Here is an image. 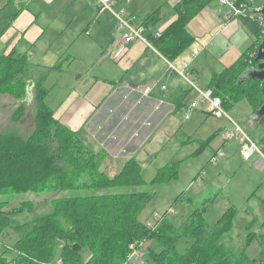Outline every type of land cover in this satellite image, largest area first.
<instances>
[{
  "label": "rangeland",
  "instance_id": "1",
  "mask_svg": "<svg viewBox=\"0 0 264 264\" xmlns=\"http://www.w3.org/2000/svg\"><path fill=\"white\" fill-rule=\"evenodd\" d=\"M25 1L32 0H14L5 9L6 0H0V17L5 20L6 26L10 22L22 23L23 17L19 15L21 11L20 5L23 7V4L26 3ZM86 1L88 0H49L50 4L45 5V7L42 6L39 0H33V6L31 2L29 3L30 8L36 11L39 16V20L36 22L37 27L35 28L39 27L43 31V35L32 48V58L28 59L26 57L30 64L22 75L26 83L29 79L35 83L41 80V77L43 78V85L41 84V86L48 90L44 101L53 110L55 118L58 119L68 108L69 104L76 99V94H83L96 104L106 97L110 89V83L103 79H101L102 81H96L94 78V76H99L102 73L100 69L101 65L103 66V63H98L94 60V56L96 57L98 41L104 53L106 55L110 54L107 47L112 45L114 38L118 35L115 30L116 26H114L116 21L113 13L108 10L102 14L105 19L100 21L93 20L97 16L96 5L98 6V4L96 0H90L89 6L84 8L83 4ZM112 1L114 2L112 8L115 12L120 13L122 11L121 16L124 18L136 16L139 21L157 8L162 17L153 27L161 28L158 25L166 23L173 17L172 6L180 0ZM19 2H23V4L19 5ZM250 4V12L254 13L255 8L259 4H264V0H250ZM15 12L18 13L16 18L12 16ZM85 19L88 20L84 21ZM4 20L3 23L5 24ZM111 20L113 21V27L110 23ZM239 22L245 26L241 19H239ZM0 23H2L1 19ZM86 23H88L87 29L90 35L82 34L79 38H72L74 32L81 31ZM98 25L106 29L104 34L94 30V28H98ZM187 28L195 36V42L192 45L199 50L202 49V44L208 42L212 37L210 34H205L203 37L197 36L195 28H200L196 26L194 21L193 25ZM214 30L210 31V33H213ZM244 32L238 30L233 41L231 39L227 40L222 35L218 36L209 48L201 51L194 58L189 55L192 49L190 47L182 53L181 56L191 60L193 67L196 66L197 69L198 66L200 67L196 78L192 72L190 76L196 86L206 91L212 71L217 72L221 69L219 61L212 56V48L215 49L218 46L220 50H226L231 48L236 40H243L247 37L246 39L248 40H245V47H243L241 53L249 51L252 53L251 56L255 54L257 50L255 45L256 37L248 29ZM29 33L32 34L33 30H30ZM106 34L107 38L105 37ZM62 45L66 48L68 47L66 55L76 53L77 58L74 60L68 57L61 59L60 65L64 74L59 76L58 69L50 68V66L58 61L56 49ZM5 51L6 42L0 34V54ZM106 60H108V66H110L111 70L118 72L119 69L111 55L106 56ZM74 71L80 73L81 78L79 80L75 78ZM102 75H105V73H102ZM111 77L116 76L113 74ZM11 82L6 80L0 83V132L11 130L23 137H27L36 128V90L32 85L31 94L19 97L6 90V88H10ZM181 82L182 86L186 88L187 83ZM144 85L141 87L143 88ZM188 90L190 91L186 102H188L187 105H191L198 96L193 88H188ZM20 105H23L25 109L24 114L20 121H13L12 115ZM177 107L179 108L178 103L176 104ZM229 107L226 110L229 117L238 122L245 133L252 139L264 142V138H262L264 136V120L259 123L261 125L249 124V118L252 114V107L249 102L246 99H241L229 103ZM206 110L207 104L201 102L198 107L189 110V118L184 117L185 112H177L157 130L151 140L150 148L145 150L147 153H150L151 150L152 154L140 155L139 163L141 164L145 180L143 185L129 188L110 187L99 191L120 192L134 190L154 192L153 196L145 204L141 217L146 218L148 216L151 219L154 213H159L165 216L175 227H182L195 210L203 211L207 226L212 227L225 211L233 207L236 210L233 228L228 235L223 237V242L235 252L242 250L247 252V256L255 258V264H259L262 258L260 256V240L255 238L256 240L246 246L244 245V239L247 233L246 226L252 217H256L258 221L253 225L251 231L255 232L256 235L264 233V227L262 226L264 221V166L256 167L252 165V159L244 160L240 154L241 144L240 153L234 151L236 146L239 147L237 141L232 139L225 141L223 139L225 130L221 134L223 126H226L227 130L231 126L230 122L225 117H213L207 114ZM78 134L81 136L80 133ZM81 138L83 139L82 136ZM51 141L53 146L57 144L53 140ZM83 142L90 147V144L86 143L84 139ZM222 145H225V148H221ZM219 149L222 150L224 155L221 157L217 156L216 161H211V158ZM101 151L104 153V159L101 161L99 169L103 170L109 177H113L128 159L124 161H122L124 158L120 159L122 150L118 151V145L114 143L111 144L110 149L105 148L95 152L101 153ZM106 151H109V153ZM254 155L256 156V154ZM261 159L264 163V158L261 157ZM172 161L177 164L176 176L163 184H151L150 181L155 176L158 168ZM69 163L71 164V162ZM87 176L88 173L86 172L85 174L83 172L80 173L75 178L76 184L87 182ZM75 186L78 185H68L66 188L54 187L41 191H28L14 195L11 193L1 194L0 201H5L3 210H14L15 212L10 216L13 220L11 225L0 230V253L5 249H10L9 247L15 244L22 233L14 229L15 224H23L40 215L51 212L54 207V200L57 198L86 195L92 191L76 188ZM253 192H255L254 195L252 194ZM188 245L189 241L182 239L177 244V250L184 252ZM160 249L161 245L157 240H144L137 250V256L129 258L124 264H151L148 257L149 250L159 251ZM12 256L10 252L9 257L11 258Z\"/></svg>",
  "mask_w": 264,
  "mask_h": 264
},
{
  "label": "trees",
  "instance_id": "2",
  "mask_svg": "<svg viewBox=\"0 0 264 264\" xmlns=\"http://www.w3.org/2000/svg\"><path fill=\"white\" fill-rule=\"evenodd\" d=\"M13 1L6 0L5 5ZM212 1H178L172 7L175 19L161 28L153 27L160 19L157 8L140 23L149 30H161L157 39L152 34L147 35L165 58L174 61L195 41L187 24ZM236 2L246 4L248 14L238 18L256 37L258 47L263 36L258 14L250 12V0ZM251 54L249 51L241 53L231 65L213 72L209 79L208 88L214 96L221 98L225 110L230 108L229 103L246 99L254 113L264 103L262 81L243 78L247 71L258 68L261 63L256 59V52ZM29 64L26 56L15 50L0 54V83L13 81L6 90L19 97L29 95L30 79L26 83L22 75ZM42 81V77L38 82L32 81L37 101L33 133L23 137L11 130L0 132V195L66 188L68 185L92 191L86 195L57 198L51 212L15 224L14 229L22 233L10 249L0 253V264H124L147 239H155L161 245L159 251L149 250L151 264H255V258L248 257L247 252H235L223 242V237L233 228L236 214L233 207L225 211L212 227L207 226L203 211L195 210L182 227H175L163 217L152 229L147 224L150 217L142 218L141 213L154 192H100L110 187L143 185L141 164L130 158L113 177L100 170L104 153H96L84 144L79 132L54 117L53 110L44 101L48 90L41 86ZM24 110L20 105L12 120L20 121ZM263 120L264 116L258 123ZM49 138L57 146H53ZM176 165L172 161L158 168L150 183L159 185L175 177ZM82 172L88 173V181L76 184L75 178ZM4 205L5 201H0V230L11 225L10 216L15 212L4 211ZM257 221L252 217L248 222L244 245L259 239L262 257L259 264H264V233L256 235L251 231ZM182 239L188 240L189 245L184 252H179L177 244Z\"/></svg>",
  "mask_w": 264,
  "mask_h": 264
},
{
  "label": "crops",
  "instance_id": "3",
  "mask_svg": "<svg viewBox=\"0 0 264 264\" xmlns=\"http://www.w3.org/2000/svg\"><path fill=\"white\" fill-rule=\"evenodd\" d=\"M39 1L42 3L43 7L50 4L49 0ZM30 2L33 6V0L28 1L25 4L19 2V5L23 4V7L20 5L21 11L19 13V15H22L23 17L21 24L10 22L6 26L7 23L5 20L0 17L2 20V23H0V34L2 39L6 42V51L2 54H7L10 51L15 50V52L25 55L28 59L32 58V48L43 35V31H41L39 27L35 28L37 27L36 22L39 20V16L36 11L30 8ZM89 2L90 0L83 4L84 8L89 6ZM8 5L4 6L5 9H7L6 6ZM96 8L97 16L94 17L93 20L100 21L105 19L102 14L105 13L106 10H102L97 5ZM227 11V8L220 7L217 1L214 0L187 24V27H190L193 25V21L196 22V26L200 29L195 28V32L199 37H203L205 34H210L212 36L208 42L202 44V49L199 50V53L206 48H209L214 39L220 35L227 40L231 39L233 41L238 30H242L243 32L247 30V28L239 22V18H230ZM17 12L12 14L13 17L15 16L14 18L18 17ZM160 17H162V14H160ZM175 17L176 14L174 12L173 17H171L169 21L162 23L160 26L158 25V27L166 26L169 22L175 19ZM3 20L5 24L3 23ZM87 20L88 19H85L84 21ZM110 23L113 27L112 20ZM9 25L11 26L9 27ZM87 26L88 23L82 27L81 31L74 32L72 38H79L82 34L90 35ZM213 29H215L214 32L210 33ZM30 30H33L32 34L29 33ZM94 30L104 34L106 29L101 28V26L98 25V28H94ZM105 37L107 38V34ZM246 38L243 40H236L235 43H233V46L226 50H220L218 46L215 48L217 51L212 48V56L219 61L221 66V69H219L220 71L239 56L243 47H245V40H248ZM121 44V38L117 35V37L114 38L112 45L107 47L109 50L108 53H110H107L108 55L104 53L103 48H100L101 45H99V41L97 43L98 46H96L97 51L94 60L98 63H103L100 70L102 73H105V75L100 73L99 76H94V78L96 81H102L101 79H103L110 83V89L106 97L100 102L94 104L91 99L83 94H76V99L69 104L68 108H66L61 114L59 119H56L73 131L79 132L86 143L88 142L90 144L92 150L100 151L105 148L110 149L111 144L114 143L115 145H118V151L122 150V154L120 155L121 160L124 158L122 161L135 158L139 162L140 155L152 154L151 150L150 153H147L145 150L150 148L151 140L157 133V130L168 122L177 112H184L188 103L186 100L189 95L190 90H188V88L190 89V86H188L183 79L179 78L174 73L169 72L165 61L152 53L140 41H134L124 45L122 53L117 57H114L115 52ZM194 47L197 48L193 45L190 48ZM65 48L66 47L62 45L56 49L58 61L50 66V68L58 69L59 76L64 74L63 68L60 65L61 59L68 57L74 60L77 58V55H75L76 53L66 55L68 47ZM109 55L114 59L116 66L119 69L118 72L112 71L110 66H108L106 56ZM181 58L186 59V57L180 56L176 60ZM190 68L192 69V74L195 75L196 78L200 67L198 66L197 69L196 66L193 67L190 64ZM73 73H75L76 79L79 80L81 78L78 71H74ZM113 74L116 77H111ZM181 81H183L188 88H184ZM142 85H144L143 88L141 87ZM162 86H165L166 88L162 89ZM147 87L151 88V90L148 94H144V89ZM184 93L186 95H184ZM181 102L184 103L181 105ZM177 103L179 104V109L176 108ZM258 124L253 125L256 126ZM225 129L226 126H223L221 134ZM262 138H264V136ZM232 140L237 141L239 145V147L236 146L234 148V151L240 153V140ZM256 141L262 152H264V142H259V140ZM221 148H225V145H222ZM107 153H109V151ZM254 154H256V156ZM254 154L251 156L253 158H250L252 159V165L256 167L264 166L260 155L258 153ZM254 193L255 192L252 194L254 195Z\"/></svg>",
  "mask_w": 264,
  "mask_h": 264
},
{
  "label": "built area",
  "instance_id": "4",
  "mask_svg": "<svg viewBox=\"0 0 264 264\" xmlns=\"http://www.w3.org/2000/svg\"><path fill=\"white\" fill-rule=\"evenodd\" d=\"M98 7L102 10H108L113 13L114 17L116 18V32L121 38V46L118 47L117 51L114 54V57H117L119 54L122 53L124 49V45L132 43L134 41L142 42L146 48H148L152 53L156 54L159 58H162L166 65L167 70L171 73H174L179 78L183 79L190 89L193 88L197 92V98L192 102L191 105H186L184 112L185 118H188L189 110L192 108L198 107V105L202 102L207 104L206 113L212 115L216 118L225 117L231 124V126L223 133V137L225 140L239 138L241 144V156L244 160H248L254 153H258L261 157L264 158V153L262 152L259 144L256 140L252 139L249 135L245 133L243 128L240 126L238 122L233 120L229 117L227 111L223 107L222 100L218 96H214L212 94L211 89H207L203 91L198 86H196L193 79L190 78L191 76V60H187L181 58L179 60L171 61L165 58L157 49L154 41L148 37L147 34H152L154 39H157L161 36L160 29H147L144 25L140 23L136 16H131L129 18H124L121 16L123 13L115 12L113 10V1L112 0H96ZM217 3L220 7H225L228 9V16L230 18H238L241 16H246L248 14V9L246 4L244 3H237L236 0H217ZM264 9V4L259 7L255 8V12L258 14V19L260 20L259 25L264 32V17L262 15V10ZM199 53L198 48H192L189 52V55L194 58ZM165 89V86L161 87ZM151 88L147 87L144 89V94H148ZM223 152L221 149L216 151V154L213 155L211 161H216L217 156H223ZM165 217L162 214L154 213L153 217L147 222L150 228H154L157 225V222H160L161 219ZM155 220V221H154ZM137 256L135 250L129 255V258Z\"/></svg>",
  "mask_w": 264,
  "mask_h": 264
},
{
  "label": "water",
  "instance_id": "5",
  "mask_svg": "<svg viewBox=\"0 0 264 264\" xmlns=\"http://www.w3.org/2000/svg\"><path fill=\"white\" fill-rule=\"evenodd\" d=\"M262 13L264 14V9L262 10ZM256 59L261 60V63H259L258 68L251 69L246 72L244 75L245 78H257L262 81L261 87L262 91L264 92V32L262 36V40L259 43L257 50H256ZM33 82L30 80L29 84L27 86V91L29 94H31V88H32ZM264 116V103L254 112L251 114L249 118V124H257Z\"/></svg>",
  "mask_w": 264,
  "mask_h": 264
},
{
  "label": "bare ground",
  "instance_id": "6",
  "mask_svg": "<svg viewBox=\"0 0 264 264\" xmlns=\"http://www.w3.org/2000/svg\"><path fill=\"white\" fill-rule=\"evenodd\" d=\"M164 182V181H163Z\"/></svg>",
  "mask_w": 264,
  "mask_h": 264
}]
</instances>
